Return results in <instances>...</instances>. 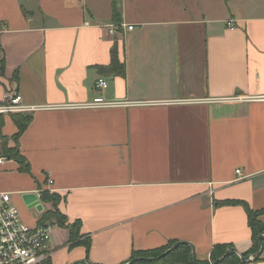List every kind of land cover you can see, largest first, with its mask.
Listing matches in <instances>:
<instances>
[{
  "label": "crops",
  "instance_id": "0c3cea01",
  "mask_svg": "<svg viewBox=\"0 0 264 264\" xmlns=\"http://www.w3.org/2000/svg\"><path fill=\"white\" fill-rule=\"evenodd\" d=\"M114 2L101 16L89 0H0V103L46 107L17 141L28 172L3 154L19 129L0 118V192L29 226L52 222L44 194L80 223L79 242L55 228L46 264H129L173 243L198 264L257 254L243 204L264 225V101L238 99L264 96V0H120L119 26ZM97 97L121 105L82 107Z\"/></svg>",
  "mask_w": 264,
  "mask_h": 264
},
{
  "label": "built area",
  "instance_id": "2783aa9c",
  "mask_svg": "<svg viewBox=\"0 0 264 264\" xmlns=\"http://www.w3.org/2000/svg\"><path fill=\"white\" fill-rule=\"evenodd\" d=\"M228 27L235 29L232 21L228 23ZM133 29L134 26H129V30ZM114 33L115 28L112 26L109 34ZM95 87L98 90H107L109 82L104 78H99ZM238 100L263 102L264 96L248 99L239 98ZM118 105L121 103L110 102L103 97H97L93 102L82 105V107L97 109L112 108V106ZM44 109H46L44 106L26 104L24 97L19 93H10L6 96L5 101L0 103V118L21 114L33 115ZM5 161H7L6 158L0 159V163ZM237 174H241V170H238ZM52 183L51 181L50 184ZM57 226L58 223L55 222L40 223L34 227L29 226L21 218L17 206L12 203V195L0 192V264H46L54 256L52 242ZM255 259L256 257L252 255L249 256L248 261L253 262Z\"/></svg>",
  "mask_w": 264,
  "mask_h": 264
},
{
  "label": "trees",
  "instance_id": "16d2710c",
  "mask_svg": "<svg viewBox=\"0 0 264 264\" xmlns=\"http://www.w3.org/2000/svg\"><path fill=\"white\" fill-rule=\"evenodd\" d=\"M120 0H115V5H114V10H113V19L115 24H117V26H119L122 23V18H120V15L118 13V9H117V4ZM4 63L5 60L3 58L0 57V72H3L5 70L4 67ZM112 72L114 74H117L119 76L124 77L126 75V67L121 64L118 60L117 54H116V49L113 52V60H112ZM13 117V121L15 123V125L18 127L19 132L18 134L14 137V139L16 140L15 142L17 143V141L19 140V138L22 136V134L26 131V129L28 128V126L30 125V123L33 120L32 115H27V114H21V115H12ZM6 155L11 156L12 154L10 153V151L5 152ZM17 156L20 158V160H18L21 164V171L23 172H28L29 171V166H25V160L23 158L20 157L19 153L17 154ZM43 200L48 202L50 199L48 194H44L43 195ZM57 198V204H58V197ZM53 202H55L56 200H52ZM241 203V202H240ZM246 207V210L248 212L249 215V224L250 227L253 228V232L255 235V240L257 242V254L260 252L261 250V245L260 242H258V238L260 235L264 234V225L258 220L259 218V213L254 212L252 209H250L246 204H243ZM58 212V211H57ZM58 215L60 217V222H59V226L61 227H67V229H69V231L71 232V238L70 241L71 243L74 242H79L80 240H82V236H80V223H71L69 225L68 220L66 217L62 216L59 212ZM57 216V213H56ZM49 219V218H48ZM73 230H76L78 233V235L80 237H77V234H74ZM80 233V234H79ZM77 237V238H76ZM83 245H86V247H88V249L90 248V243L89 241H81ZM181 245L179 247L176 248V250L172 251L170 254H168L166 257L162 258V259H157V261H143V262H136L134 264H192L191 262V255H192V248L185 243H180ZM173 246H176V243H173ZM169 249V248H168ZM164 249H161L160 251H152V252H146L143 254H136V258H159V256L161 254L158 253H162ZM227 251L223 250L221 253L218 252L217 254V250L216 252H214L213 254V258H214V262L216 263L217 261L221 260V264L225 263V264H242L244 262V260H248L249 259V255L248 256H241V258H236L235 255L233 253H229V254H225ZM257 254H252L256 257L255 261H260L262 259V256L258 257ZM78 264H88L86 263H78ZM196 264H198L196 262Z\"/></svg>",
  "mask_w": 264,
  "mask_h": 264
},
{
  "label": "rangeland",
  "instance_id": "374dc122",
  "mask_svg": "<svg viewBox=\"0 0 264 264\" xmlns=\"http://www.w3.org/2000/svg\"><path fill=\"white\" fill-rule=\"evenodd\" d=\"M89 1H90V3L93 6L95 5L97 7L99 14L101 16H104L106 14V12L108 13V6H109L108 3L110 1H112V0H89ZM2 140H3L2 142L4 143V149H3L4 152H3V154H5V152H7V151H10V153L12 154V158H14L16 160L17 159L20 160V158L17 156V154H18V147H17V143L15 142L16 140L14 138L12 139V143L15 144L14 147H9V143H8L9 142V139L8 138L7 139L2 138ZM48 202L52 203V206L53 207H52V210L50 212H48L47 218H49L52 222H55V223H58L59 224L60 217H59L58 212H57V210L55 208V203L57 202V198H56V202H53L52 200H49ZM56 213H57V216H56ZM64 228L67 229L66 226ZM68 231H69V229H68ZM73 232H74V234H77L78 233L76 230H73ZM80 236H81V234H80ZM80 236L77 234V237H80ZM173 248H174V246L173 245H170V246L164 248V250H162L163 251L162 253H158V254H161L159 256V258H148V259H155L157 261V259L164 258V257H166L168 255V253H169L170 250H173ZM171 252L172 251H170V253ZM164 254H167V255L162 257V255H164ZM148 261H152V260H148ZM141 262H143V261H141Z\"/></svg>",
  "mask_w": 264,
  "mask_h": 264
},
{
  "label": "water",
  "instance_id": "95a60500",
  "mask_svg": "<svg viewBox=\"0 0 264 264\" xmlns=\"http://www.w3.org/2000/svg\"><path fill=\"white\" fill-rule=\"evenodd\" d=\"M40 209H41V208H40ZM258 242H260L261 250H260V252L257 254V256L260 257V256L264 253V234H262V235L259 236V238H258ZM180 245H181L180 243H176V246L173 248V250H176V248L179 247ZM173 250H170V251H173ZM170 251H169V253H170ZM194 251H195V250H194V248H193V252H192V255H191V257H190L192 264H196V260L194 259V256H193ZM233 252H235V251H233ZM169 253H168V254H169ZM228 254H229V253H228ZM166 255H167V254L162 255V257H163V256H166ZM161 259H162V258H161ZM147 260L156 261L155 259H148V258H146V259H144V258H135V259H132V260H131V263H129V264H134V263H136V262L147 261ZM86 262H87L88 264H92L91 262H88V261H86ZM249 262H250V261L244 260V263H249ZM76 264H78V263H76ZM216 264H221V260L217 261Z\"/></svg>",
  "mask_w": 264,
  "mask_h": 264
}]
</instances>
